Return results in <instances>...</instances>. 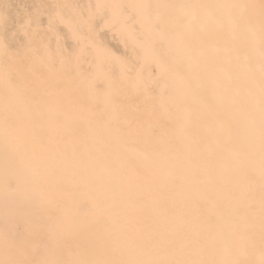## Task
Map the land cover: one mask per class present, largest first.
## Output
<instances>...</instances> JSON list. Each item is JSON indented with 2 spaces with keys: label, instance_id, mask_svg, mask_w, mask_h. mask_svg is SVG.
<instances>
[{
  "label": "bare ground",
  "instance_id": "obj_1",
  "mask_svg": "<svg viewBox=\"0 0 264 264\" xmlns=\"http://www.w3.org/2000/svg\"><path fill=\"white\" fill-rule=\"evenodd\" d=\"M263 229L264 0H0V264H251Z\"/></svg>",
  "mask_w": 264,
  "mask_h": 264
},
{
  "label": "rangeland",
  "instance_id": "obj_2",
  "mask_svg": "<svg viewBox=\"0 0 264 264\" xmlns=\"http://www.w3.org/2000/svg\"><path fill=\"white\" fill-rule=\"evenodd\" d=\"M264 231V229H263ZM263 231L261 232L259 230V233H257V235L254 236H260L262 235ZM250 244V246H252V250L254 253H258V255L255 256V258L253 259V261H251V264H260L262 261H264V253L262 252L263 249L261 250L260 248V242H256L255 239L251 238L248 242ZM259 248H260V252H259Z\"/></svg>",
  "mask_w": 264,
  "mask_h": 264
}]
</instances>
